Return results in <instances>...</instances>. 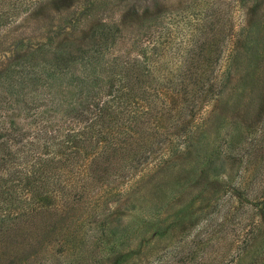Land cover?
Instances as JSON below:
<instances>
[{"label":"rangeland","instance_id":"1","mask_svg":"<svg viewBox=\"0 0 264 264\" xmlns=\"http://www.w3.org/2000/svg\"><path fill=\"white\" fill-rule=\"evenodd\" d=\"M98 22L109 27L105 66L142 44L162 43L174 56L196 33L221 56L215 70L230 62L231 79L187 119V147L156 144L144 167L117 162L120 171L101 178L100 195L76 202L64 220L38 214L37 229L50 224L41 236L27 231L36 247L43 242L36 264H264V0H36L0 26V118L60 101L64 110L46 113L54 118L87 89L101 91L102 79L95 87L80 79L77 51ZM59 42L73 44L72 62L62 49L50 68L45 62ZM231 54L239 61L226 59ZM9 58L26 59L13 81L4 70Z\"/></svg>","mask_w":264,"mask_h":264},{"label":"trees","instance_id":"2","mask_svg":"<svg viewBox=\"0 0 264 264\" xmlns=\"http://www.w3.org/2000/svg\"><path fill=\"white\" fill-rule=\"evenodd\" d=\"M35 1L0 0V26ZM200 23L203 25L201 20L194 28ZM114 30L118 31L117 26ZM96 34L98 38L92 39ZM107 34L109 27L98 22L77 49L83 54L80 79L92 87L102 79L101 91L87 89L82 101H74L55 119L46 113L64 110L60 101L44 103L41 111L26 105L22 107L24 116L17 119L0 118V264H30L33 260L36 264L43 242L36 247L37 239L31 240L28 232L37 230L41 236L50 222H42L37 229L35 217L44 212H56L61 220L67 213L74 215L76 202L93 200L99 194L101 178L120 171L117 162L123 168L136 160L144 167L156 144L187 147V119L194 116L201 102L215 99L230 82V62L215 70L221 56L210 53L204 36L190 35L187 49L174 56L162 52V43L142 44L129 57L111 56L105 66L100 61L102 50L108 48L104 44ZM229 41L237 46L238 41ZM72 46L59 42L52 51L55 55L45 64L50 68L58 65L56 57L62 56V49L65 61L72 62ZM37 49L41 48H32L31 53ZM94 55L98 57L92 60ZM239 55L226 59L238 62ZM24 64L25 58H9L4 68L7 79L13 81V71ZM91 67L94 71H88ZM13 90L18 95L24 93Z\"/></svg>","mask_w":264,"mask_h":264}]
</instances>
